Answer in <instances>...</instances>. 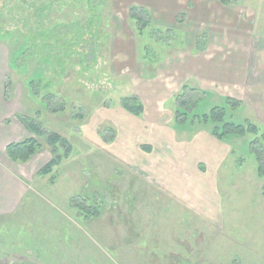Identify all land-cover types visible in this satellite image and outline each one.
I'll list each match as a JSON object with an SVG mask.
<instances>
[{
  "label": "rangeland",
  "instance_id": "1",
  "mask_svg": "<svg viewBox=\"0 0 264 264\" xmlns=\"http://www.w3.org/2000/svg\"><path fill=\"white\" fill-rule=\"evenodd\" d=\"M100 1L0 0L3 98L72 145L43 177L39 139L19 207L0 214V264H264L253 136L219 143L211 123L174 124L186 86L198 113L224 106L264 130V0H181L170 30L148 9L134 21L140 0ZM132 98L140 117L124 109Z\"/></svg>",
  "mask_w": 264,
  "mask_h": 264
},
{
  "label": "trees",
  "instance_id": "2",
  "mask_svg": "<svg viewBox=\"0 0 264 264\" xmlns=\"http://www.w3.org/2000/svg\"><path fill=\"white\" fill-rule=\"evenodd\" d=\"M86 1L89 3L90 7H93V0ZM219 1L227 4L230 3L229 0ZM129 11V15L137 23L143 22V18L140 16V13L143 12L145 15H149L146 9L138 6H131ZM146 23L147 22H145V24H141L140 28L143 29L146 26ZM186 88V86L183 87V95H177L175 97L177 103L174 112V124L178 126L191 127V125H195V122L202 124L211 123L213 124V127L210 130V134L220 141L229 140V137L231 136L243 139L247 135H252L253 138L248 143L249 153L254 156L257 162V176L261 179H264V130H260L258 125L251 122L250 120H246L244 124H237L232 120H226L224 106H215L208 112L198 113L197 106L201 101V98L195 95L186 96ZM188 89L193 90L192 88ZM7 97L8 92H6L5 98ZM132 100V104H124V109L134 116H140L143 113V106L137 102L136 99L132 98ZM225 103L233 110H235V108L240 105L239 101H236L230 97H225ZM16 117L23 125L25 130L30 134V136L25 137L20 141L7 144L5 151L8 158L15 163H27L42 147L39 139L45 137V143L51 149L52 158L37 171L36 175L43 177L51 175L54 168H56L61 163L63 158L69 157L72 151V145L61 134L57 132H47L40 123L36 122L31 117L19 114H17ZM59 149H62L63 152H59ZM144 149L150 150L149 147H144ZM50 180L54 181V177L51 176ZM261 195L264 197V183L261 187ZM72 206L78 208L80 213L85 214L87 217H98L101 213L98 205L95 203L94 205H86L77 201V203H73Z\"/></svg>",
  "mask_w": 264,
  "mask_h": 264
},
{
  "label": "crops",
  "instance_id": "3",
  "mask_svg": "<svg viewBox=\"0 0 264 264\" xmlns=\"http://www.w3.org/2000/svg\"><path fill=\"white\" fill-rule=\"evenodd\" d=\"M181 0H140L139 6L142 5L145 9L150 10L151 13V22H154V14H162V19L160 23H157L163 30H170V25L173 22H176V16L178 11L176 8L178 4H180ZM220 2L219 0H217ZM223 5V3H220ZM227 5V4H226ZM177 6V7H176ZM179 8V7H178ZM165 14V17H163ZM166 19H169L164 21ZM155 24V23H154ZM156 25V24H155ZM170 47V45H169ZM168 47V49H169ZM175 48V47H171ZM0 50L2 49V45L0 44ZM7 51V50H6ZM5 51H0V214H7L15 212V210L19 207L20 201L25 193L24 188V179H25V172L33 169V167H28V162L25 164L15 163L11 161L5 151L7 144L11 142H16L24 139V135H27L28 132L25 130L23 125L19 122L10 121L12 116H16L20 111V98L18 100L13 99L11 96L10 98L6 99L3 98V79L1 80V73L2 68V55ZM7 57V56H6ZM6 65L8 64L7 61H4ZM5 76V75H4ZM3 76V77H4ZM130 114V113H129ZM132 115V114H131ZM142 115V114H141ZM140 115V116H141ZM134 116V115H133ZM135 116V117H140ZM7 120H9L7 122ZM178 128H188L186 126H178ZM27 133V134H26ZM210 136L215 139L219 143H227L226 141H220L214 138L211 134ZM230 141V139L228 140ZM30 162V161H29ZM27 166V168H25ZM28 173V174H29ZM209 195V194H208ZM208 204L211 205V208L204 211V213L208 212L211 219H214V213L216 214V206L207 200ZM210 210V211H209ZM208 215V214H207ZM209 217V216H208Z\"/></svg>",
  "mask_w": 264,
  "mask_h": 264
}]
</instances>
